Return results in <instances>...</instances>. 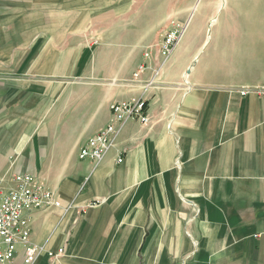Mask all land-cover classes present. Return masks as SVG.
Wrapping results in <instances>:
<instances>
[{"label":"crops","instance_id":"1","mask_svg":"<svg viewBox=\"0 0 264 264\" xmlns=\"http://www.w3.org/2000/svg\"><path fill=\"white\" fill-rule=\"evenodd\" d=\"M176 21L171 55L147 60L146 123L80 159ZM15 172L62 203L32 212L30 264H264V0H0V173Z\"/></svg>","mask_w":264,"mask_h":264},{"label":"built area","instance_id":"2","mask_svg":"<svg viewBox=\"0 0 264 264\" xmlns=\"http://www.w3.org/2000/svg\"><path fill=\"white\" fill-rule=\"evenodd\" d=\"M184 25L174 24L173 29H167L160 42L151 46L144 54V61L133 73V80L141 87V95L132 97L126 102H114L109 122L81 144L78 151L80 159H90L99 163L106 151L114 144L119 129L129 119H139L146 123L148 108L146 107V92L156 84L154 74L143 78L148 66L147 60L153 54V48H158L162 59L171 55L177 42L182 37ZM242 93L248 92L242 88ZM261 90V89H260ZM263 90V89H262ZM123 159L119 157L118 161ZM61 201L56 198L55 190L45 179L32 172H15L9 175L0 173V263L10 264L22 250L23 261L30 264L43 252L31 239V214L36 210L59 207ZM63 252H49L50 256H59Z\"/></svg>","mask_w":264,"mask_h":264},{"label":"rangeland","instance_id":"3","mask_svg":"<svg viewBox=\"0 0 264 264\" xmlns=\"http://www.w3.org/2000/svg\"><path fill=\"white\" fill-rule=\"evenodd\" d=\"M181 23H183V25H185V22H184V21H182ZM191 24H192V21H191ZM191 24H190V25L187 27V29L185 30L186 32H185V34H184V36H183V38H182L183 40L186 38L187 35H189L188 33L190 32L189 29L191 28ZM162 35H163V34H162ZM162 35H160V37H159V39L157 40V42H160Z\"/></svg>","mask_w":264,"mask_h":264},{"label":"water","instance_id":"4","mask_svg":"<svg viewBox=\"0 0 264 264\" xmlns=\"http://www.w3.org/2000/svg\"><path fill=\"white\" fill-rule=\"evenodd\" d=\"M189 71V70H188Z\"/></svg>","mask_w":264,"mask_h":264}]
</instances>
